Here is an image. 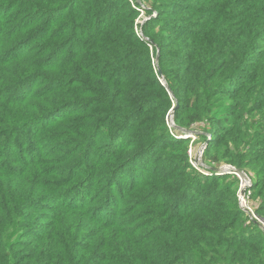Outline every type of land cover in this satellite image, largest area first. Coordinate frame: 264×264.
<instances>
[{"label": "trees", "instance_id": "obj_1", "mask_svg": "<svg viewBox=\"0 0 264 264\" xmlns=\"http://www.w3.org/2000/svg\"><path fill=\"white\" fill-rule=\"evenodd\" d=\"M139 1L0 0V264H264V0Z\"/></svg>", "mask_w": 264, "mask_h": 264}, {"label": "water", "instance_id": "obj_2", "mask_svg": "<svg viewBox=\"0 0 264 264\" xmlns=\"http://www.w3.org/2000/svg\"><path fill=\"white\" fill-rule=\"evenodd\" d=\"M139 2V0H138ZM159 77H160V82L162 83L163 86H166L164 83V80L161 76V73L159 72ZM170 93V92H169ZM177 107V104L175 103L173 108L171 109V111L168 113L167 116V124L169 126H171L172 128H176V130H178L179 132H181V134L185 137V138H189L192 135L197 134V132L192 131V130H184V129H180L178 127H175L174 123H173V114L174 111ZM208 142H205L202 147L200 148V155L197 157L196 159V163L198 166L203 167L205 169H209L207 166H205L202 162V154L207 146ZM212 171L216 174L218 173H226V172H230L236 176L239 177L241 185H240V189H239V203L241 204V208L242 209H246L245 207L242 206V200L244 199V196L246 194V190L250 187V180L248 179V177H246V175L243 172H240L238 170H236L234 167H229V168H216V169H212ZM257 225L264 231V220H257L256 221Z\"/></svg>", "mask_w": 264, "mask_h": 264}, {"label": "rangeland", "instance_id": "obj_3", "mask_svg": "<svg viewBox=\"0 0 264 264\" xmlns=\"http://www.w3.org/2000/svg\"><path fill=\"white\" fill-rule=\"evenodd\" d=\"M133 1V0H132ZM139 4L140 5H142L141 4V2H139ZM144 6V5H143ZM144 17V15L142 14L141 16H140V19L137 21V23H142V18ZM32 86V85H31ZM36 87H39V84H36L35 85ZM222 111H223V109H221V110H219L218 112V114L220 115L221 113H222ZM168 125V124H167ZM168 127L171 129L172 127L171 126H169L168 125ZM193 131H195V132H197V134H195V135H192L191 137H189V138H185L182 134H181V132H179L178 130H177V139H179V140H188V141H186L185 143H184V147H183V151L185 150V148L186 149H188L187 151H188V155H189V158H191V159H193V160H195V159H197V157L200 155V148L202 147V145L204 144V143H197L196 142V135H199V134H201L202 132L201 131H199V130H193ZM209 139V136H208V138H207V142L209 141L208 140ZM193 141H194V143H193ZM189 150H190V152H189ZM179 152V151H178ZM203 155V154H202ZM194 163V162H193ZM229 167H232V166H230V165H226V164H222V166H220V167H217V168H229ZM233 168V167H232ZM199 172H201V171H199ZM240 172H243L245 175H246V177H248V179L250 180V186H251V178H252V174L251 173H246V172H244V171H240ZM227 174H230V175H234L233 174V172L232 173H230V172H226V173H218L217 175H219V176H224V175H227ZM234 176H236V175H234ZM236 178H238L239 179V177L238 176H236ZM239 182H240V180H239ZM241 185V182H240V184H239V186ZM239 192H238V202H239ZM245 200V202H247V200H246V198L244 199ZM239 206H240V203H239ZM241 207V206H240ZM246 209H242V210H244L245 212H247L248 214H250V216L251 217H253V214H251V212H250V210H249V208H247V205L246 206H244ZM253 218H255V217H253ZM259 220V219H258ZM261 229V228H260ZM262 230V229H261ZM263 231V230H262ZM264 232V231H263ZM30 239V237H26V240H29Z\"/></svg>", "mask_w": 264, "mask_h": 264}, {"label": "built area", "instance_id": "obj_4", "mask_svg": "<svg viewBox=\"0 0 264 264\" xmlns=\"http://www.w3.org/2000/svg\"><path fill=\"white\" fill-rule=\"evenodd\" d=\"M130 1V3L134 6V2L132 1V0H129ZM136 1V0H135ZM138 1V0H137ZM140 2V1H139ZM142 7L141 8H143V5H141ZM143 20V19H142ZM189 152H190V150H189ZM190 160H191V158H190ZM194 162V163H193ZM191 164H192V166L193 167H195L198 171H200L199 170V168L200 169H203V170H205L203 167H200V166H198L197 165V163H196V159L195 160H191ZM202 172V171H201ZM203 174V173H202ZM240 180V179H239ZM247 191V190H246ZM244 199H245V196H244ZM242 200V206L244 207V206H246V202H245V200ZM241 205V204H240ZM253 217H254V215H253Z\"/></svg>", "mask_w": 264, "mask_h": 264}]
</instances>
